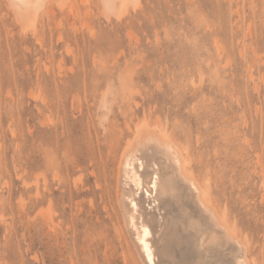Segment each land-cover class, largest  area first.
Masks as SVG:
<instances>
[{"label":"rangeland","instance_id":"374dc122","mask_svg":"<svg viewBox=\"0 0 264 264\" xmlns=\"http://www.w3.org/2000/svg\"><path fill=\"white\" fill-rule=\"evenodd\" d=\"M74 8L34 32L0 0V264H144L116 187L144 120L187 148L264 264V0Z\"/></svg>","mask_w":264,"mask_h":264},{"label":"bare ground","instance_id":"6f19581e","mask_svg":"<svg viewBox=\"0 0 264 264\" xmlns=\"http://www.w3.org/2000/svg\"><path fill=\"white\" fill-rule=\"evenodd\" d=\"M100 1L107 19H122L142 3ZM8 3L21 28L34 32L43 13L54 5L75 10L74 0ZM121 151L116 173L119 203L144 264H256L248 240L194 171L187 148L161 122L140 121ZM170 200L179 203L181 213ZM165 203L172 205L174 214Z\"/></svg>","mask_w":264,"mask_h":264}]
</instances>
